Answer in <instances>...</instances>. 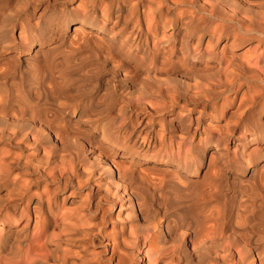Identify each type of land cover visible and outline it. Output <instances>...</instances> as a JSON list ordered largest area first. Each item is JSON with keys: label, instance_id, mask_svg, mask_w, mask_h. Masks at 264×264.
<instances>
[{"label": "clouds", "instance_id": "1", "mask_svg": "<svg viewBox=\"0 0 264 264\" xmlns=\"http://www.w3.org/2000/svg\"><path fill=\"white\" fill-rule=\"evenodd\" d=\"M0 264H264V0H0Z\"/></svg>", "mask_w": 264, "mask_h": 264}]
</instances>
